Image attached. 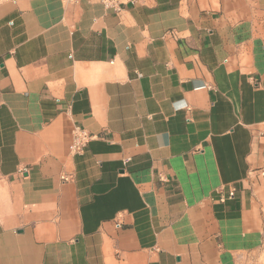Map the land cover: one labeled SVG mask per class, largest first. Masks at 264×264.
I'll list each match as a JSON object with an SVG mask.
<instances>
[{
  "label": "crops",
  "instance_id": "obj_1",
  "mask_svg": "<svg viewBox=\"0 0 264 264\" xmlns=\"http://www.w3.org/2000/svg\"><path fill=\"white\" fill-rule=\"evenodd\" d=\"M263 245L264 0H0V264Z\"/></svg>",
  "mask_w": 264,
  "mask_h": 264
},
{
  "label": "built area",
  "instance_id": "obj_2",
  "mask_svg": "<svg viewBox=\"0 0 264 264\" xmlns=\"http://www.w3.org/2000/svg\"><path fill=\"white\" fill-rule=\"evenodd\" d=\"M91 1L100 2L107 7H115L118 4V0H91ZM94 137L95 135L88 132L85 128L76 126L73 130V141L70 146L71 151L75 153L82 152ZM70 178L71 175L63 176V179L65 180H68ZM231 194L233 195L234 192H231Z\"/></svg>",
  "mask_w": 264,
  "mask_h": 264
},
{
  "label": "rangeland",
  "instance_id": "obj_3",
  "mask_svg": "<svg viewBox=\"0 0 264 264\" xmlns=\"http://www.w3.org/2000/svg\"><path fill=\"white\" fill-rule=\"evenodd\" d=\"M248 264H264V245L259 250V252L253 256H251L250 260L247 262Z\"/></svg>",
  "mask_w": 264,
  "mask_h": 264
}]
</instances>
